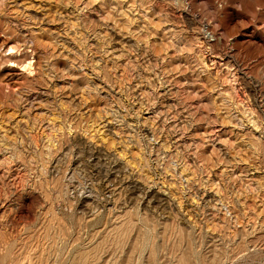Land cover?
<instances>
[{"label":"rangeland","instance_id":"374dc122","mask_svg":"<svg viewBox=\"0 0 264 264\" xmlns=\"http://www.w3.org/2000/svg\"><path fill=\"white\" fill-rule=\"evenodd\" d=\"M0 264H264V0H0Z\"/></svg>","mask_w":264,"mask_h":264},{"label":"bare ground","instance_id":"6f19581e","mask_svg":"<svg viewBox=\"0 0 264 264\" xmlns=\"http://www.w3.org/2000/svg\"><path fill=\"white\" fill-rule=\"evenodd\" d=\"M10 50L12 51V49H10ZM10 53H11V52H10ZM13 63H14V62H13ZM11 64H12V61H11ZM31 65H32L31 62L28 61V63H26L25 65H24V64H23V65L21 64L20 67H21V69L23 68V69H25V70H26L27 68H29V71H31V69H30ZM251 119H252V118H251ZM99 131H100V130H99ZM202 192H203V191H202Z\"/></svg>","mask_w":264,"mask_h":264},{"label":"built area","instance_id":"2783aa9c","mask_svg":"<svg viewBox=\"0 0 264 264\" xmlns=\"http://www.w3.org/2000/svg\"><path fill=\"white\" fill-rule=\"evenodd\" d=\"M206 37L212 42L214 41L213 37L211 36V33L207 32Z\"/></svg>","mask_w":264,"mask_h":264}]
</instances>
